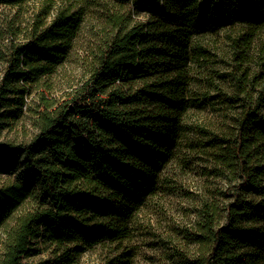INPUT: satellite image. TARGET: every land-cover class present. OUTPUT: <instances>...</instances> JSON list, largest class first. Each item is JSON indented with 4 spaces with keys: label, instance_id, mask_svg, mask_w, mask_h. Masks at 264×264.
<instances>
[{
    "label": "trees",
    "instance_id": "trees-1",
    "mask_svg": "<svg viewBox=\"0 0 264 264\" xmlns=\"http://www.w3.org/2000/svg\"><path fill=\"white\" fill-rule=\"evenodd\" d=\"M28 2L0 0L15 11L0 32V126L10 118L8 108L20 112L26 92L37 91L36 135L28 142L0 141V156L19 165L0 185V264H23L39 253L38 240L50 258L25 264L72 263L105 243L118 250L130 238L136 210L155 193L159 173L193 129L198 138L188 145L208 159L210 173L226 188L218 191L221 208L203 201L200 219L181 231L186 243L178 260L261 264L264 89L252 90L257 75L243 33L264 26V0L111 2L104 37L86 58L75 59L83 71L63 101L53 97L59 89L54 77L66 72L84 9L60 8L47 22L50 5L43 3L31 21L15 23ZM130 8L145 12L146 20L132 19ZM223 28L243 31L228 38L235 68L219 76L233 84L232 92L209 77L195 83L190 74L192 63L206 60L196 38ZM207 108L218 113V125L186 123L192 109ZM119 256L127 259L128 251Z\"/></svg>",
    "mask_w": 264,
    "mask_h": 264
},
{
    "label": "rangeland",
    "instance_id": "rangeland-1",
    "mask_svg": "<svg viewBox=\"0 0 264 264\" xmlns=\"http://www.w3.org/2000/svg\"><path fill=\"white\" fill-rule=\"evenodd\" d=\"M116 0H29L23 7V13L15 18V23L28 22L41 4L50 5V15L47 22H50L58 9L73 6L83 7V22L80 33L77 36V45L71 58L66 62L65 73L57 74L54 79L59 83L58 90L53 97L65 100L69 91H72V80L74 82L81 78L82 69L80 62L75 59H84L89 55V50L94 43H98L103 36L101 28L104 26L108 16L107 13L112 6L111 2ZM132 19L145 21L146 13L139 10L133 14L130 8ZM124 13V12H122ZM14 10L0 6V32L5 24L13 20ZM245 28H241L244 30ZM240 28H223L217 32H205L196 38V43L206 51V60L202 64L192 63L190 74L194 77L195 83L212 79L215 85L220 86L225 92L234 90L233 84L224 82L221 75L230 74L235 68L232 42L228 38H236ZM244 38L250 39L249 55L253 61L249 68L252 74L257 75L254 84L256 90L264 89V67H260L258 59L264 60V26L244 30ZM247 34V35H246ZM73 59V60H72ZM264 66V63H263ZM5 69V59L0 53V78ZM239 75V74H237ZM209 79V80H210ZM20 85L23 86L22 80ZM71 88H68V87ZM37 91L30 88L24 95V105L21 111L15 107L8 108L9 119L4 121L1 129L0 141L13 143L28 142L36 135L33 124L32 111L37 103L34 96ZM211 94H214L212 92ZM14 96V95H12ZM14 105V103L12 104ZM220 117L216 111L210 109L194 110L187 115L186 123L191 126H216ZM195 130L189 133L188 139L180 142L174 157L168 162L158 175L157 189L145 203L140 206L130 223V238L119 249L114 246L96 245L78 256L72 263L66 264H110L111 259H117V264H181L178 256L183 250L186 240L181 232L192 226L200 219L199 209L203 201L214 202L221 208L223 201L218 196V191L226 188V183L221 178L211 174L210 162L202 158L194 144L188 145L189 138L197 140ZM19 172V165L8 155L0 156V185L13 179ZM181 232V233H180ZM35 248L39 249L38 254H30L24 257L22 263L37 261L50 256L46 245L42 240L37 241ZM128 251V258H120L121 252ZM191 256V255H189ZM120 262V263H119ZM112 264V263H111ZM264 264V260L261 262Z\"/></svg>",
    "mask_w": 264,
    "mask_h": 264
}]
</instances>
